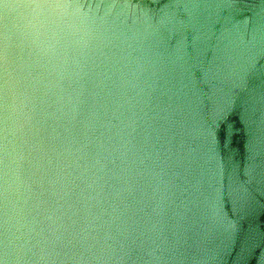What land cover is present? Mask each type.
Listing matches in <instances>:
<instances>
[{
	"label": "water",
	"instance_id": "water-1",
	"mask_svg": "<svg viewBox=\"0 0 264 264\" xmlns=\"http://www.w3.org/2000/svg\"><path fill=\"white\" fill-rule=\"evenodd\" d=\"M0 264H264V0H0Z\"/></svg>",
	"mask_w": 264,
	"mask_h": 264
}]
</instances>
